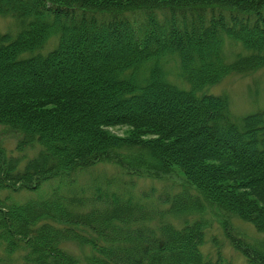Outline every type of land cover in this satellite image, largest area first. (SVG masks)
<instances>
[{"label":"trees","instance_id":"obj_1","mask_svg":"<svg viewBox=\"0 0 264 264\" xmlns=\"http://www.w3.org/2000/svg\"><path fill=\"white\" fill-rule=\"evenodd\" d=\"M0 15L18 24L0 34V126L17 136L0 139V264H82L69 241L84 264H264V109L239 117L210 91L264 68V0H0Z\"/></svg>","mask_w":264,"mask_h":264},{"label":"rangeland","instance_id":"obj_2","mask_svg":"<svg viewBox=\"0 0 264 264\" xmlns=\"http://www.w3.org/2000/svg\"><path fill=\"white\" fill-rule=\"evenodd\" d=\"M17 29L18 24L13 17L0 15V34H3L7 31L15 34ZM210 91L215 94H228L232 111L236 116L240 117L242 115L264 109V68L247 75L229 76L225 78L220 84L212 87ZM108 129L111 133L121 136L126 135L128 130L127 126L122 125L109 127ZM16 138L17 136L13 137L11 134H5L4 128L0 126V139L5 142V145L7 147H13ZM91 170L101 173L106 172L108 176L118 175V170L116 169V167L110 165H97ZM87 176L89 178V175L87 174H83L82 176H80V182L82 184L86 182ZM177 178L180 180V177ZM138 179L137 190L139 191L143 188H147L150 183H153L151 179ZM78 180L79 177H77V182ZM58 185L66 188L69 185V178H56L52 181L46 182L39 190H27L13 193L12 199L17 202H22L27 199L40 198L50 193L52 188ZM156 185L161 186L162 183L156 181ZM64 188L62 189L64 190ZM238 225L240 226L239 228L247 233L250 237L260 236V234L254 229L255 227L252 224L238 222ZM221 227L222 226L220 225L218 220L212 219V232L216 233L221 240H224V234ZM67 245L71 251L77 253L80 256L82 264L86 263L85 258L89 251L88 246L82 245L81 243L76 241H69ZM227 251L228 254L233 255L234 258L242 261L241 257L237 255L236 251L233 248L230 247L227 249Z\"/></svg>","mask_w":264,"mask_h":264}]
</instances>
